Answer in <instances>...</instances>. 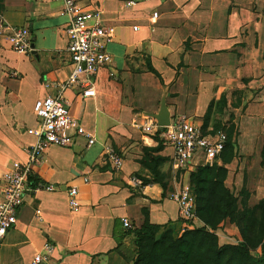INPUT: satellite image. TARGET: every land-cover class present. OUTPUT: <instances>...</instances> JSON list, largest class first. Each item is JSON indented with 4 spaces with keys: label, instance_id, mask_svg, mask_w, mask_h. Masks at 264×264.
I'll list each match as a JSON object with an SVG mask.
<instances>
[{
    "label": "crops",
    "instance_id": "obj_1",
    "mask_svg": "<svg viewBox=\"0 0 264 264\" xmlns=\"http://www.w3.org/2000/svg\"><path fill=\"white\" fill-rule=\"evenodd\" d=\"M75 2L115 29L106 49L112 63L92 79L94 97L82 99L77 88L65 93L71 116L95 144L87 148L78 138L70 148L51 147L31 167L30 190L0 246L1 264H31L46 244L53 249L41 264H133L136 246L122 220L137 229L145 210L149 223L161 226L162 232L183 228L171 196L179 191L180 178L185 181L197 166L193 162L174 168L172 150L134 122L142 124V116L153 119L164 103L169 121L185 117L202 127L208 110L230 92L264 91V0H150L133 8L122 0ZM1 4L0 25L26 33L30 51L14 52L2 35L0 185L12 165L27 162L37 132L33 104L54 93L44 84L65 82L72 72L60 1ZM235 144L238 152L252 148ZM106 147L122 159L120 170L104 162ZM144 151L159 159L165 189L142 164ZM234 166L235 158L223 165L228 177ZM132 177L138 185L130 183ZM45 186L53 191L46 192ZM69 188L77 190L76 211L68 206Z\"/></svg>",
    "mask_w": 264,
    "mask_h": 264
},
{
    "label": "built area",
    "instance_id": "obj_2",
    "mask_svg": "<svg viewBox=\"0 0 264 264\" xmlns=\"http://www.w3.org/2000/svg\"><path fill=\"white\" fill-rule=\"evenodd\" d=\"M61 3L60 16L67 19L65 35L67 39L66 52L69 55L72 72L65 82L45 83V89L54 91L33 104V113L37 119L35 143L27 149L26 164H14L12 169L4 175L0 185V246L6 235L16 225V214L22 203V197L29 191V177L31 167L40 162L44 152L51 148L67 149L74 145L78 138L84 139L86 147L95 144L94 137L87 132L82 124L71 116L65 93L68 89L80 90L82 99L94 97L92 79L101 70L108 68L112 58L106 50L115 36L113 27L104 25L97 12H83L75 0H58ZM127 8H133L139 3L150 0H122ZM157 14L154 13L150 22L154 24ZM133 31H137L133 27ZM5 35L6 41L14 52L26 54L30 51V44L26 33L0 25V36ZM143 123L134 126L144 134L156 136L162 145L172 150L174 168L179 170L189 164H211L220 158L226 145V134L222 130L215 132L202 131L189 122L185 117H176L165 127H159L157 122L142 116ZM104 162L109 163L118 171L122 167V159L111 147L104 150ZM134 186L139 182L130 178ZM87 183V180H83ZM46 192H52V186H45ZM68 206L71 211L78 208L75 200L77 190L69 188ZM177 205L181 220L186 223L194 218L195 199L187 189H181L171 196ZM39 215V211H36ZM122 227L132 229L127 219L122 220ZM52 246L44 245L43 253L37 254L31 264H41L50 258ZM1 264V261H0Z\"/></svg>",
    "mask_w": 264,
    "mask_h": 264
},
{
    "label": "rangeland",
    "instance_id": "obj_3",
    "mask_svg": "<svg viewBox=\"0 0 264 264\" xmlns=\"http://www.w3.org/2000/svg\"><path fill=\"white\" fill-rule=\"evenodd\" d=\"M1 5L0 0V10L2 9ZM2 40L3 37L0 36V41ZM255 91L257 93L255 92L253 95L238 90L230 92L227 100L221 99L215 103L209 114L206 115L207 117L203 121L205 131L222 130L233 148L230 153L225 155L224 159L215 160L207 165L197 164L186 173L185 181L180 178L179 190L187 189L194 197L195 213L194 218L186 223V227L176 232H170L173 238L181 237L186 234V231L199 229L205 224L204 220L200 218V215H205L204 211H200L204 210L205 201L200 204L198 198L206 199L208 193L200 195L195 187L199 179V169L207 166L212 169L207 174L209 177L200 176L201 179L211 180V186H206V189L210 191L215 183L222 184V188L233 198L234 206L226 218H223V215L218 211L223 208L222 204L218 206L215 213L208 211L202 219H207L215 226L214 234L218 246L246 243L250 253L258 255L260 242H264V91L262 93V89ZM256 98L261 101L254 103L257 101ZM261 104L262 106H260ZM236 141L252 148L240 151V154L235 144ZM256 149H258V157H255L254 154ZM233 158L236 159V166L233 167L232 176L228 177L218 168L226 165L223 164V161H227L229 164ZM219 162L223 165L220 166ZM181 174L183 173L181 172ZM220 190L221 186L219 185L215 195H218ZM162 233L159 230L156 238H159Z\"/></svg>",
    "mask_w": 264,
    "mask_h": 264
},
{
    "label": "trees",
    "instance_id": "obj_4",
    "mask_svg": "<svg viewBox=\"0 0 264 264\" xmlns=\"http://www.w3.org/2000/svg\"><path fill=\"white\" fill-rule=\"evenodd\" d=\"M210 110H208L207 114H209ZM202 131L205 132L204 126H202ZM232 148L233 145L228 143L227 137L225 149L219 159H224L225 155L230 153ZM158 162H160L159 159L152 157L148 151H144L142 164L154 176L155 182L162 189H165V185L162 179H160L157 170ZM223 164H227V161H223ZM211 170V168L206 166L203 169H199L198 172L199 179L195 189L199 191L200 195L209 194H207L206 199L198 198L200 204L205 201L203 205L204 210L201 209L200 211H204L205 215L208 211L215 213L218 210V206L223 204L221 211H218L223 215V218H226L231 213L229 211L234 206V200L222 188V184L215 183L210 191L206 189V186H211V180L201 179L202 177L200 176L206 175L209 177L207 174ZM218 170L226 175V170L223 167L218 168ZM219 185L221 186V190L218 195H215ZM141 215L143 218L141 226L137 229L132 228L126 231L127 235L133 237L136 246L133 264H264L263 241L260 242L258 255H252L246 243L218 246L217 238L214 234L216 228L207 219H202L205 216L203 214L200 215L201 220L205 222L203 227L186 231V234L177 238H173L168 231L163 232L159 238H156L158 231L162 227L151 225L145 210H141Z\"/></svg>",
    "mask_w": 264,
    "mask_h": 264
},
{
    "label": "water",
    "instance_id": "obj_5",
    "mask_svg": "<svg viewBox=\"0 0 264 264\" xmlns=\"http://www.w3.org/2000/svg\"><path fill=\"white\" fill-rule=\"evenodd\" d=\"M153 119L157 122L159 127H165L169 124V116L164 103L161 104L159 113L153 116Z\"/></svg>",
    "mask_w": 264,
    "mask_h": 264
}]
</instances>
